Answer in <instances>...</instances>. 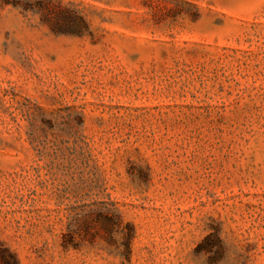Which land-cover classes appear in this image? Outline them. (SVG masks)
Instances as JSON below:
<instances>
[{"label": "rangeland", "instance_id": "374dc122", "mask_svg": "<svg viewBox=\"0 0 264 264\" xmlns=\"http://www.w3.org/2000/svg\"><path fill=\"white\" fill-rule=\"evenodd\" d=\"M0 264H264V0H0Z\"/></svg>", "mask_w": 264, "mask_h": 264}, {"label": "trees", "instance_id": "16d2710c", "mask_svg": "<svg viewBox=\"0 0 264 264\" xmlns=\"http://www.w3.org/2000/svg\"><path fill=\"white\" fill-rule=\"evenodd\" d=\"M55 27H57L58 29H60V28L71 29V26L68 24L63 26L62 24L57 23V24H55Z\"/></svg>", "mask_w": 264, "mask_h": 264}]
</instances>
